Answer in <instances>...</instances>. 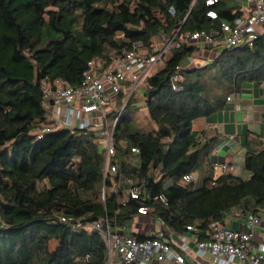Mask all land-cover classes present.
<instances>
[{"label":"trees","instance_id":"1","mask_svg":"<svg viewBox=\"0 0 264 264\" xmlns=\"http://www.w3.org/2000/svg\"><path fill=\"white\" fill-rule=\"evenodd\" d=\"M205 1L0 0V264H75L86 255L83 264H103L104 240L74 223L99 221L118 210L117 220L131 224L139 203L108 192L94 131L56 130L48 121L42 81L78 87L89 62L107 66L133 43L150 48L176 30L209 29L238 15L232 13L238 6L221 0L213 6L219 19L212 23ZM200 51L174 49L144 79L140 98L128 99L114 132L117 178L152 184L165 197L152 214L175 233L186 225L206 232L231 210H264V136L245 133L243 178L216 174L210 159L216 138L192 130L195 121L223 110L227 97L245 83L264 82V38L252 48L220 50L203 67L188 68L187 58ZM174 74L180 78L178 92L171 87ZM140 101L151 130L132 116ZM44 128L52 130L39 138ZM155 170L161 173L158 182ZM186 174H197V180L183 183ZM166 181L172 184L164 188ZM53 240L59 245L50 253Z\"/></svg>","mask_w":264,"mask_h":264},{"label":"built area","instance_id":"2","mask_svg":"<svg viewBox=\"0 0 264 264\" xmlns=\"http://www.w3.org/2000/svg\"><path fill=\"white\" fill-rule=\"evenodd\" d=\"M221 0H206L209 7L206 17L213 23L218 21V13L213 6ZM238 8L232 11L238 14L230 21L221 20L218 25L209 29L194 32L180 33L176 30L171 37L158 40L155 49L142 46L140 42L133 43L128 50L107 66L100 62H89L87 70L83 73L80 86L71 87L62 80L56 79L52 83L42 81V93L47 119L58 129L92 130L95 132L97 142L104 156L102 174L103 180L108 179L110 186L108 192L125 198L138 201L137 217L142 219L139 228L144 237L137 238L132 232L130 224L117 220V210L112 217H105L92 223L76 221L74 228L90 227L92 232L98 233L105 242V260L103 264H195L196 260L211 257L209 264H264V243L254 242L253 230L261 221L259 213H237L244 218V229L225 228L222 222L211 223L209 230L201 232L194 225L184 226L181 233H175L155 218L152 214L157 204H165L162 194L150 196V189L145 182L135 181L133 178L118 179V166L112 162L115 155L114 132L122 116L128 99L142 95L144 79L155 73V66L166 62L174 49L182 46L199 48L202 52L210 48V52L217 55L223 49L252 48L255 41L264 38V0H230ZM168 12L174 14V9ZM193 58H187L191 64ZM204 65L209 59H203ZM183 66H178L181 70ZM180 78L174 74L170 78L173 91H180L177 83ZM123 97L117 103V97ZM231 98H227L229 101ZM119 104V105H118ZM117 106V107H116ZM115 107V108H113ZM52 129L44 128L38 135L50 132ZM137 153L136 149L131 150ZM222 174H234L233 164L222 163L218 165ZM161 177L159 170H155L153 181L158 182ZM195 180L192 174L182 177L183 183ZM106 191L103 188L101 198L104 201ZM124 205V203L122 204ZM70 218L62 217L66 222ZM161 226L155 231V224ZM204 236V239H200ZM193 244L191 248L190 244ZM190 257V258H189ZM88 255L77 260L75 264H83Z\"/></svg>","mask_w":264,"mask_h":264},{"label":"crops","instance_id":"3","mask_svg":"<svg viewBox=\"0 0 264 264\" xmlns=\"http://www.w3.org/2000/svg\"><path fill=\"white\" fill-rule=\"evenodd\" d=\"M228 97L231 99L226 101L223 110L206 119L195 121L192 130H203L209 138H216L210 158L216 174L220 173L218 165L225 163L233 164L234 175L243 177L245 133L264 136V82L245 83L235 95ZM259 214L261 221L253 230V239L256 243H264V213ZM222 224L229 229H244V218L237 210H231L224 216ZM53 244L50 253L56 250L59 242L53 240ZM190 246L192 248L193 244ZM211 260L212 258L207 256L196 260L195 264H209ZM231 264L239 263L234 261Z\"/></svg>","mask_w":264,"mask_h":264},{"label":"rangeland","instance_id":"4","mask_svg":"<svg viewBox=\"0 0 264 264\" xmlns=\"http://www.w3.org/2000/svg\"><path fill=\"white\" fill-rule=\"evenodd\" d=\"M155 41L157 43L158 40H156V39L153 40V42H155ZM153 45H154L153 46V50H154L155 49V46L157 44H153ZM209 50H210V48L206 49L203 52L202 51L198 52L196 54V56H195L197 58H195L191 64L187 63V67L188 68H191V69L203 67L204 66V60L203 59H205V60L206 59H209L210 60V59H213L215 57V55L213 54V52L211 53ZM209 62L210 61H207L206 64H208ZM163 64H164V62L162 64H160V65L155 66V68H154L155 71H158L159 69H161L163 67ZM140 96H141V94H139V93L136 94V98H140ZM119 101L120 100H118V97H117V103H119ZM113 108H115V107H113ZM132 116H135V118L138 119V121L141 124V126L146 127V128H148L150 130L154 128L153 125L149 123L148 115H147L146 111L144 110L143 104H142L141 101L139 102V104L137 105V107L132 112ZM53 126H55V125L53 124ZM247 177H248L247 173L243 172V178H247ZM196 180H197V174L195 175V181ZM171 184H172L171 181H166L164 183L163 187L164 188H167ZM140 220H142V219H139V218L134 219L131 222V224H130V227H131L132 232H134L136 234H141V233L144 232L143 231V228H139V226L141 225V221ZM79 229H82V228H79ZM160 229H161V226L158 223H156L154 230L155 231H159ZM83 230H85V231H87L89 233L92 232V229L90 227H85ZM53 246H54V244H53V241H52V243H49V245H48L49 250H51L53 248Z\"/></svg>","mask_w":264,"mask_h":264},{"label":"water","instance_id":"5","mask_svg":"<svg viewBox=\"0 0 264 264\" xmlns=\"http://www.w3.org/2000/svg\"><path fill=\"white\" fill-rule=\"evenodd\" d=\"M147 186H148L149 189H150V196H151L152 198L155 197V196H156V191H155V188L153 187V185L150 184V183H148Z\"/></svg>","mask_w":264,"mask_h":264}]
</instances>
